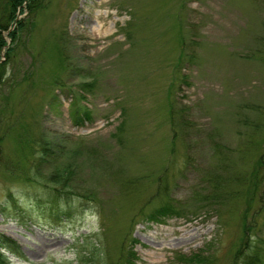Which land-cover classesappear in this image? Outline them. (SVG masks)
<instances>
[{"label": "rangeland", "instance_id": "obj_1", "mask_svg": "<svg viewBox=\"0 0 264 264\" xmlns=\"http://www.w3.org/2000/svg\"><path fill=\"white\" fill-rule=\"evenodd\" d=\"M24 8L0 80L11 262L121 264L132 243L135 264L200 248L233 264L238 246L264 239V0ZM53 187L70 191L54 199L59 216ZM165 195L182 215L145 219Z\"/></svg>", "mask_w": 264, "mask_h": 264}, {"label": "trees", "instance_id": "obj_2", "mask_svg": "<svg viewBox=\"0 0 264 264\" xmlns=\"http://www.w3.org/2000/svg\"><path fill=\"white\" fill-rule=\"evenodd\" d=\"M0 58L1 52L4 49L5 58L0 60V80L5 73V64L6 58L9 59L14 51L15 42L18 38V33L24 25V19L19 18L16 21V24L12 29L9 27L13 24L15 20L18 9L20 12H23L24 7L28 6L31 9L40 4V0H0ZM7 37L11 39V43H8ZM6 53V54H5ZM90 83H86L89 85ZM46 149H42L44 155L46 154ZM43 158V157H42ZM60 180H63V172L60 169V172L57 173ZM59 181V180H57ZM54 192L60 193L65 192L69 193L70 191L67 189L61 190L58 187L52 188ZM210 191L209 197L216 198L218 196H222V191L218 192ZM202 200V199H200ZM183 208L179 201L176 199L166 196L161 202L151 208L147 213V219L162 221L165 217L171 215H181ZM247 238V237H245ZM6 247L12 252L19 253V245L13 238L6 236L0 233V247ZM234 262L233 264H264V239H257L251 242H244L240 246H238L234 254H232ZM136 254L132 247H128L127 252L122 254V264H135ZM180 264H214L215 255L211 253L208 248H201L200 250L193 251L191 253H179L177 258ZM0 264H13L11 263L5 254L0 249Z\"/></svg>", "mask_w": 264, "mask_h": 264}, {"label": "bare ground", "instance_id": "obj_3", "mask_svg": "<svg viewBox=\"0 0 264 264\" xmlns=\"http://www.w3.org/2000/svg\"><path fill=\"white\" fill-rule=\"evenodd\" d=\"M11 43V42H10ZM3 52V51H2ZM6 54V53H5ZM13 235V234H12ZM17 239V238H16Z\"/></svg>", "mask_w": 264, "mask_h": 264}]
</instances>
